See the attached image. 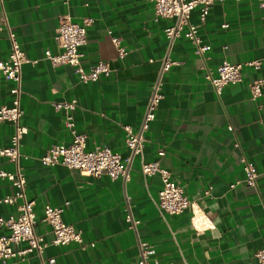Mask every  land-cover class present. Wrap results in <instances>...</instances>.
<instances>
[{"label": "crops", "instance_id": "0c3cea01", "mask_svg": "<svg viewBox=\"0 0 264 264\" xmlns=\"http://www.w3.org/2000/svg\"><path fill=\"white\" fill-rule=\"evenodd\" d=\"M3 7L30 59L22 66L21 118L27 126L21 151L28 197L40 218L46 203L70 201L64 221L81 230L86 243L94 242L87 247L50 244L45 257H55V264H138V243L144 240L165 262L261 264L255 253L264 249V90L252 99L249 83L264 76V60L260 69L244 66L242 80L227 84L221 95L206 77L208 71L216 74L225 59L239 63L263 57L264 12L259 0L217 1L203 24L200 8L193 9L190 21L200 25L203 41L211 45L204 55L196 54L184 35L169 42L165 28L175 18L154 20L151 0H3ZM64 16L77 23L87 20L83 65L88 69L108 61L110 75L80 81L71 65L54 66L45 57L47 48L60 51L55 34ZM112 36L120 37L128 50L125 56L118 55ZM9 52L10 40L2 28L0 59ZM167 55L176 63L162 70ZM158 79L163 81L164 98L144 132L143 157L159 160L170 170L188 197L212 218V228L196 230L189 208L179 214L161 212L156 204L161 175H145L139 156L130 165L129 179L83 175L78 169L40 161L53 144L72 139L65 124L68 111L53 105L65 100L76 103L71 112L77 130L88 134V149L107 145L126 155V133L118 121L138 129ZM12 86V80H1L0 106L12 103ZM13 129L10 121L0 122L1 146L9 144ZM243 156L259 172L256 186L245 181ZM0 168L11 169L12 164L0 157ZM10 192L11 182L0 177V195ZM128 203L140 219L136 229L126 220ZM10 213H17L16 205L0 203V215ZM40 218L36 232L48 240L50 227ZM33 262L41 264L36 251L28 260H0Z\"/></svg>", "mask_w": 264, "mask_h": 264}, {"label": "built area", "instance_id": "2783aa9c", "mask_svg": "<svg viewBox=\"0 0 264 264\" xmlns=\"http://www.w3.org/2000/svg\"><path fill=\"white\" fill-rule=\"evenodd\" d=\"M153 2V18H175L173 24L165 28L166 36L170 43L182 35L193 43L195 53L204 55L211 49L209 43H205L199 33V24L190 21L192 10L200 8V18L202 24L213 3L225 0H151ZM241 1V0H236ZM0 16V29L5 28L10 40V52L4 59H0V83L3 78L13 81L11 87L12 103L0 106V122L10 121L13 124V133L8 145H0V157H4L12 164L11 169L0 168V177L11 182L12 192L0 195V203L16 205L17 213H10L8 216L0 215V260L7 263L10 260H28L34 251L38 254L41 264H55V257H45L44 250L50 245H66L76 242L83 247L93 246L94 242L86 243L82 231L73 224L67 223L63 219V212L70 205L66 201L63 205L54 206L46 203L43 214L40 218L38 210L35 208V201L27 194V175L22 164L23 153L21 151V140L27 132V126L21 122L25 113L22 104L23 94V69L22 66L30 59L23 50L18 40L14 27L10 24L8 15L3 7ZM264 12V0H259ZM264 15V13H263ZM87 20L84 23L74 22L69 16L61 18L56 29L55 41L60 47L59 52H53L50 48L45 50V57L54 66L71 65L80 81H96L102 75H110L112 68L108 61L100 60L91 64L88 69L83 65V52L81 47L87 42ZM224 27L228 23L223 24ZM113 43L118 48V55L125 56L128 50L120 44V37L112 36ZM261 59H253L245 62H231L223 60L216 68V74L211 71L206 73V77L211 82L215 92L221 95L227 84H234L242 80V69L250 66L255 69L262 67ZM176 61L170 56H166L163 61L162 70L169 69ZM252 99H257L263 94L264 76L255 78L249 83ZM164 98L163 81L158 79L154 85L147 102L141 123L137 130L132 125L124 121L118 124L125 130V141L128 147L126 155L113 151L107 145H96L92 149L87 148L88 134L79 132L73 118L71 110L76 107L75 101H54L55 109L67 110L65 124L72 133L70 143L53 144L41 155L40 161L47 166L62 164L70 168L78 169L81 174L100 177L108 175L111 178L129 179V169L136 156L141 159V168L145 175H161L163 186L159 191L156 200L157 207L161 212L167 214H179L185 209H191V223L196 230L209 229L214 227V221L205 213L203 208L194 200H191L184 192L183 186L171 175L168 168L162 166L159 160L147 161L144 159V148L146 137L144 132L149 129L151 122L156 117V110L160 101ZM230 131H234L232 125L228 126ZM160 154L164 150L159 151ZM245 181L250 186L257 185L259 172L253 162L245 156L242 157ZM235 183L232 184L234 186ZM39 218L46 222L52 233L48 240L36 232V225ZM126 220L129 227L136 229L140 219L133 215L130 204L126 206ZM24 244V245H23ZM140 256L138 264H177L173 261L165 262L156 256L155 246L144 240H139ZM255 256L261 264H264V249L256 251ZM31 264H37L35 262Z\"/></svg>", "mask_w": 264, "mask_h": 264}]
</instances>
